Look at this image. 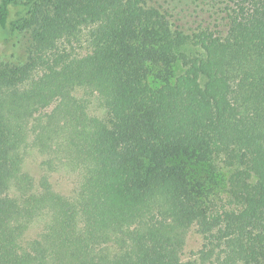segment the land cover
I'll list each match as a JSON object with an SVG mask.
<instances>
[{
    "label": "trees",
    "instance_id": "obj_1",
    "mask_svg": "<svg viewBox=\"0 0 264 264\" xmlns=\"http://www.w3.org/2000/svg\"><path fill=\"white\" fill-rule=\"evenodd\" d=\"M16 4L0 264H264V0Z\"/></svg>",
    "mask_w": 264,
    "mask_h": 264
},
{
    "label": "rangeland",
    "instance_id": "obj_2",
    "mask_svg": "<svg viewBox=\"0 0 264 264\" xmlns=\"http://www.w3.org/2000/svg\"><path fill=\"white\" fill-rule=\"evenodd\" d=\"M52 6V0H17V4L13 7V19H22L18 22L21 29L20 34L16 36L15 40L20 44V49H27L29 43V32L32 27H29L28 22L31 21L32 16L36 13L47 11ZM21 49V50H22ZM23 50V51H24ZM26 51V50H25ZM202 243V238L197 233L192 232L188 237L186 256L199 250Z\"/></svg>",
    "mask_w": 264,
    "mask_h": 264
}]
</instances>
